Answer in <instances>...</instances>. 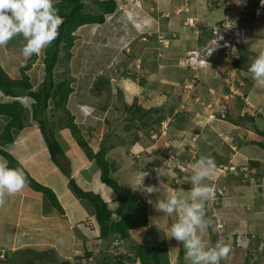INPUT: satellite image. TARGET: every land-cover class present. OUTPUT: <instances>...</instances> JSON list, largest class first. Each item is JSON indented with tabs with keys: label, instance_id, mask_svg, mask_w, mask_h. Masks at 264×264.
<instances>
[{
	"label": "rangeland",
	"instance_id": "1",
	"mask_svg": "<svg viewBox=\"0 0 264 264\" xmlns=\"http://www.w3.org/2000/svg\"><path fill=\"white\" fill-rule=\"evenodd\" d=\"M169 1L139 0L137 7L135 4L133 6L132 3L127 5V2L123 1L126 4V11L117 12L115 15H119L118 17H113L114 14L109 15L107 24H85L79 27L74 32L75 44L70 49V54L67 55L62 52L61 60L54 69V77L59 79L68 77L72 82L74 92L70 94L66 108L75 115L74 121L77 123L83 138L95 149L101 143L108 146L106 156L109 160L111 175L119 180L126 191L136 193L140 202H145L147 206L149 224L140 230L131 231L130 239L123 241L118 247L115 244L117 242H113L114 244L107 246L108 249H111L114 255L130 251V255L133 256L134 252L129 246L130 243L140 242L146 246H161L163 240L168 238L170 241L167 242L168 246L166 248L171 259L169 264H193V258L186 255L188 250L185 247V242L178 241L171 236L170 229L184 218L187 208L196 204L202 205L205 197L193 198L192 193L196 187L210 186L214 189L215 187L218 188V185L214 183L215 178L211 177L212 174L203 179H195L203 169L194 166L192 162L198 160V158L192 159L190 155L195 152L192 148L195 143V133L193 131L201 129L209 119L204 112L205 109L216 108L218 103L221 102L216 100L222 96L220 92L222 84L218 83L215 87L212 84L215 81L226 82L225 73L231 70L230 66L232 65L227 60L221 63L218 62V64L220 63L217 67L219 71L215 70L214 72L209 65L205 67V71H193L185 67L183 61L186 57V51L197 46L192 40L196 33L194 29L192 31L193 36L186 34L187 36L184 39L181 38V41L186 42L187 46L183 48L184 52L180 61L182 63L180 65L178 62V65L173 63V59L182 52L179 47V34L176 41L173 40L175 36L172 35L175 30L172 31L171 28H167L168 32H165L166 25H163L162 22L158 25L147 24L144 28L137 24L139 20L135 22L140 17L136 13V8L145 11L146 17L154 14V16L152 15L154 19L151 18L153 21L159 15L157 11L161 9H163L164 16L169 15V11H165L167 9L170 10V15L172 12V17L175 16L173 6L177 1ZM195 1L197 2L190 10L193 12L191 14L199 13L201 18L207 19L205 21L198 20V18L191 17V15L189 16L191 17L189 23L185 24L184 21H188L189 17L185 19L180 17V24L186 27L196 25L199 33L205 25L215 24L218 21L221 22L227 19L238 23L240 31L245 28L249 29V22L254 20L251 15L256 14L251 6L257 4L258 0ZM182 2L184 3V1ZM93 7L92 0H86V10ZM220 8L224 9L219 10L222 16L211 22L212 20L209 17H211V14H216ZM177 12L179 13L180 10H177ZM260 13L261 15L258 16L257 21H254L253 25L261 23V20H263L264 8ZM123 15L133 21L135 28L130 25L126 26L125 18H121ZM194 17L197 16L194 15ZM156 20L154 23H156ZM154 27L157 28L156 32H154ZM257 29H259V35L264 36L260 26ZM159 34H161L159 36L161 38L157 36ZM144 35H146L145 40L141 38ZM148 37H151V39ZM161 39L165 41L171 39L172 41L169 40L168 44H166L167 42H164V44L162 41V43L158 42ZM177 42L178 44H176ZM158 53H160V56ZM128 55L133 59L138 55L140 61L134 63L136 61L134 59L132 63H125L124 59L129 57ZM159 58L160 60H157ZM43 74L44 69L42 66L33 67L30 72L32 83L44 79L45 75L43 77ZM240 81L239 74L235 71L232 80L228 79L229 85L238 91V94L241 93L242 87L241 84H238ZM231 98L232 96L226 100L230 101ZM75 100L87 102V105H83L86 112L93 106L94 111L91 114L93 118L80 114L74 108ZM133 102L149 111L144 118L146 121L149 119L144 127H139L141 120L137 117L138 113L126 110V107ZM51 108H53L52 104L44 111L43 115L49 122L48 127L55 128L64 112ZM132 113L135 114L134 118ZM161 115L164 116L163 121L157 122V117ZM79 149L82 151L80 147ZM192 150L194 151L192 152ZM168 158L170 159L168 160ZM218 164L216 163L215 169ZM168 165L171 167L169 168ZM176 165L183 166L186 171L180 173L176 169ZM93 169L99 171L94 164H92V171ZM143 172H147L148 175L143 177ZM189 177L191 178L189 179ZM239 177L242 178V176ZM149 186L155 189L151 193L146 192V188ZM185 186L188 188H185ZM94 187H96L94 183H90L89 188L93 190ZM96 191L102 192V189H96ZM109 193L104 194L103 197L107 200L108 205L113 208L115 205L111 198L113 194L111 190H109ZM172 197L177 199L178 205L171 214L159 209L160 203H167ZM199 214L201 225L196 227V238H198V234H202V225L207 224L204 222L210 223L208 218L204 217L207 214L206 212L203 213L200 209ZM85 224L90 226V220H85ZM96 226L94 225V227ZM96 229H98V226ZM90 230L92 233L93 228H90ZM88 240L92 243L94 239L89 238ZM47 243L45 241L38 242L31 238L26 240L24 246H18L17 244L10 249H0V254L13 253L24 248H32L38 251L53 249L58 258L57 249L50 247V243ZM240 244L241 241L238 242V245ZM113 245L114 247H112ZM100 248L99 243L95 247L89 248L91 250L82 249L81 257L82 254L85 255L86 252H90L92 259L81 261L80 257L78 261L79 257L76 256L78 258L75 257V260L73 256L69 260L70 264H102ZM179 248L182 249L181 258L179 257ZM251 251L250 258L255 253ZM250 258L248 260L247 257L249 263ZM0 259H4L3 255H0ZM122 264L140 263L135 260L124 261Z\"/></svg>",
	"mask_w": 264,
	"mask_h": 264
},
{
	"label": "crops",
	"instance_id": "2",
	"mask_svg": "<svg viewBox=\"0 0 264 264\" xmlns=\"http://www.w3.org/2000/svg\"><path fill=\"white\" fill-rule=\"evenodd\" d=\"M56 1L58 0H53V3ZM164 1L167 2V0ZM173 1H177L173 6V14L175 16L172 17V12L170 15V10L168 9L165 11H169V15L164 16L163 9H161L157 11L159 15L155 17V20H157L154 23L155 20L151 19L154 14L152 16L149 13L151 16L146 17L145 11L136 8V13L140 17L135 22L139 20L137 24L141 28H144L147 24L158 25L162 22L163 25H166L165 32L167 28H171L172 31L175 30V33L172 32V34H175L173 40L177 41L179 34V47L182 52L173 59V63L178 65V62L180 65L184 52L183 48L187 47L186 42L181 40L187 36L186 34L192 35L194 29L196 33L194 36L192 35V40H194L196 45H199L197 42L198 38L205 39L207 37V35L204 37L203 33L208 32L209 27L213 24L211 22L222 16L219 10L224 9L220 8L216 14H211V17H209L212 20L211 24L205 25L202 31L198 33L199 30L196 25L186 27L180 24L181 18L185 19L192 15L191 13L193 12L190 10H192L197 1ZM177 10H180V12L178 13ZM117 12L120 13L116 11L113 13L114 15H111L118 17L119 15H115ZM235 13L237 12L235 11ZM194 15L197 17H194ZM259 15H261L260 12L253 13L251 17L254 20L249 22V29L245 28L241 31L244 37L247 38L242 56L243 61H245L243 64L245 63L244 65L247 66L245 70L241 69L238 72L242 85L241 93L237 94L238 91H236V94H233L234 96L230 99L231 104L226 109L227 116L225 119H208L206 124L195 133V143L192 145L195 152L190 155L192 159L198 158V160L192 162L198 169L208 167L206 158L210 157L215 161V165L220 162L235 165L248 163L254 169L256 175L254 176V182L243 177L240 178V175L231 172H228V175L213 178L214 183L218 185V188L215 187L214 189L215 197L209 194L206 203L202 204L203 213H207L204 217L206 216L210 221V223L204 222L207 224L202 225V234H198L203 250L206 252L217 250L221 245H228L231 248L228 257L220 260L219 264H244L247 261V257L249 260L251 250V252L255 253L250 258V263L247 261L248 264H264V146L259 144L261 142L264 145V136L257 133L258 129H264V88L256 84L248 71L252 61L257 58L260 52L264 51V36L259 35V29H257L260 26L262 33H264V17L261 23L253 25ZM191 17L203 21L207 19L201 18L199 13H194ZM121 18H125L126 26L130 25L132 28L135 26L133 21L127 19L124 15ZM104 24H107V19L104 23L96 25ZM154 30L156 32L157 28L154 27ZM148 35L150 34L148 33ZM160 35L157 36L159 37ZM145 37L146 35L141 38L145 40ZM148 38L151 39V37ZM169 40L172 41L168 39L167 44ZM26 42V39L21 34L14 36L5 46H0V64L11 78L21 77V66L25 62L22 49ZM42 53L43 50L27 71L30 81V72L33 67L40 65L44 69L41 59ZM160 53H158L159 56ZM128 56L124 59L125 63H132L134 59L136 60L134 63L140 61L138 55L134 59L130 58V55ZM157 60H160V58ZM200 70L205 71L206 68ZM204 71L202 72L204 73ZM44 75L45 70L43 77ZM42 80L43 78L36 83L31 81L32 89H36ZM212 85L216 86L215 84ZM13 101L19 102V105L14 107V109L16 117L20 113L18 118L21 121V126L11 128L12 141L3 145V149L17 159L38 183L50 187L55 192L64 209V213L59 214L55 208L45 203L43 194L32 189L28 184L15 195H9L5 191L3 194L4 205L0 207V249H10L17 244L18 246H24L23 244H26V240L32 238L38 242L45 241L48 242L47 244L50 243V247L57 249L60 260H70L73 256L74 258L78 256L79 259L77 260L79 261L82 249L91 250L89 248L99 244L100 239L98 238L97 226L94 227L97 224L89 213V209L69 188V177L74 178L84 190H91L89 188L90 183H94L96 187L92 191L97 192L96 189H102V192H98L102 196L110 194V189L101 183L99 171L95 169L92 171L93 162L79 149L69 129L55 125L56 127H51V129L65 153V156L59 158L61 165L67 166L66 171L69 177L65 175L51 159L45 135L33 118V98L26 94L20 96L5 95L0 90V103H11ZM83 105H87V102L81 100H75L74 102V108L83 116H87L81 110ZM91 107L93 108V106ZM245 115L250 117V119L245 118ZM91 117L93 118V116ZM11 121L17 124L18 120H13L11 115L0 114V132ZM193 121L195 122L196 120ZM93 149L96 150L95 148ZM4 161L6 160L0 155V162ZM99 184L101 185L99 186ZM85 220H90V226L85 224ZM217 223L222 224V227L217 228ZM90 228H93L92 233ZM142 228L144 227L134 228L131 231H137ZM231 236H233L232 240L230 239ZM238 237L241 241L240 245L237 244L236 238ZM89 238L94 239L92 243L88 240ZM168 241L170 240L165 238L161 246L167 247ZM179 257L181 258L180 255ZM91 259L92 254L89 257L82 254L81 261H90ZM169 261H171L170 258ZM200 264H204V262H200Z\"/></svg>",
	"mask_w": 264,
	"mask_h": 264
},
{
	"label": "trees",
	"instance_id": "3",
	"mask_svg": "<svg viewBox=\"0 0 264 264\" xmlns=\"http://www.w3.org/2000/svg\"><path fill=\"white\" fill-rule=\"evenodd\" d=\"M93 8L86 10V0H58L53 3V8L58 10V15L62 18L63 23L59 27V36L56 40L52 41L49 46L43 50L42 62L45 70V77L36 89H32V83L27 71L32 64L38 58V55H33L24 65L21 66V77L11 78L4 71L0 64V90L5 95L20 96L26 94L33 98L32 114L33 118L37 121L41 131L45 135L50 157L59 166V168L69 177L67 166L61 165L59 158L65 156L64 150L60 143L56 140L51 127H48L49 122L44 118V111L52 104L53 110H62L64 115L59 118L58 126H63L69 129L72 137L75 139L78 146L82 149L85 156L93 162L99 170V179L103 185L109 188L112 192V200L115 202L114 207L108 205L107 200L98 192L92 190H84L81 188L74 178L69 177V188L72 192L83 201L85 206L89 209V213L95 219L98 226V238L100 239V254L102 264H122L124 261L137 260L140 264H169L168 250L164 246H146L139 243H130V248L133 250V256L131 252L113 254L111 249L107 246L114 244L119 246L125 240L130 239L131 230L134 228L145 227L149 224L148 210L145 202L141 203L138 195L130 191H126L119 180L111 175L109 160L106 156L108 146L103 143L98 145L96 150L86 142L80 133V129L75 123V115L70 113L66 104L70 98V94L74 91L72 82L68 77L55 78L54 69L60 62L62 52L67 55L70 54V49L75 44L74 32L78 27L85 24H102L106 21L107 17L116 11H118L117 0H92ZM256 4L251 6L254 9ZM220 21H218L219 23ZM217 23V22H216ZM209 27L208 32H204V38H198L197 42L202 44L211 36ZM236 30H238L236 28ZM238 56L234 57L230 61L234 67V71L238 73L241 69L245 70L247 65L243 62L244 45H239ZM226 60L217 58L209 64L211 70L214 72L218 70V65ZM218 62H220L218 64ZM216 77V76H215ZM222 84L220 92L227 94L230 92L229 83L217 82L214 84ZM16 103V104H15ZM18 101L11 103H0V114L11 115L12 119H17V124L14 121L9 122L0 132V155L6 160L9 168H22L27 177V184L34 190L39 191L45 198V203L55 208L59 214L64 213V209L61 206L55 192L48 186L38 183L33 177L29 175L27 170L22 164L15 159L9 152L3 149V145L12 141L10 130L12 127H20L21 121L15 116L14 107L18 106ZM126 110L138 113L137 117L140 119V125L146 126L145 120L148 110L143 109L137 105L136 102L128 105ZM91 117L92 115H88ZM227 116V111L222 119ZM132 117L135 114L132 113ZM245 118L250 119L245 115ZM164 116L157 117V122L163 121ZM199 130L195 129L193 133H197ZM257 133L264 136V129L257 130ZM261 146H264L259 142ZM111 147V146H109ZM183 155V154H180ZM223 163V162H222ZM250 166V165H249ZM181 173V171L179 170ZM241 176V175H240ZM254 176L255 173H254ZM187 186V185H186ZM185 188H188L186 187ZM208 198V197H207ZM207 198L202 201V204L206 203ZM114 247V245L112 246ZM116 247V248H117ZM113 254V255H112ZM4 259H0V264H70L69 260H60L56 257L54 250L38 251L32 248H24L13 253H2ZM90 252H86L85 256L89 257ZM179 255L182 256V249L179 251ZM112 261V262H111ZM101 264V263H99ZM244 264H248L245 261Z\"/></svg>",
	"mask_w": 264,
	"mask_h": 264
},
{
	"label": "clouds",
	"instance_id": "4",
	"mask_svg": "<svg viewBox=\"0 0 264 264\" xmlns=\"http://www.w3.org/2000/svg\"><path fill=\"white\" fill-rule=\"evenodd\" d=\"M259 1L254 8L256 13L264 8V0H261L263 6L259 11H256ZM62 23L63 20L58 15V10L53 8V0H0V46H5L14 36L22 34L27 41L22 49L25 61L34 54L39 55L52 41L58 38L59 27ZM248 71L256 84L264 88V51L260 52ZM81 110L85 114L83 106H81ZM93 111L91 108L85 115H91ZM206 159L208 167L201 170L195 179L206 178L215 169V161L210 157ZM142 175L144 177L148 173L143 172ZM26 184L27 177L22 168H9L6 161L0 162V207L4 205L3 194L5 191L9 195H15L22 191ZM154 190L152 186L146 188L148 193ZM209 194H214L213 187H196L192 193L193 198L198 196L207 198ZM177 205V199L172 197L167 203H160L158 207L171 214ZM201 208L200 204L187 208L184 218L171 227L170 233L178 241L185 242V247L188 250L186 255L193 258V264H200V262L219 264L220 260L228 257L231 248L228 245H221L217 250L207 252L203 250L200 240L195 236L196 227L201 225L199 214ZM232 238L233 236L230 237L231 240Z\"/></svg>",
	"mask_w": 264,
	"mask_h": 264
},
{
	"label": "built area",
	"instance_id": "5",
	"mask_svg": "<svg viewBox=\"0 0 264 264\" xmlns=\"http://www.w3.org/2000/svg\"><path fill=\"white\" fill-rule=\"evenodd\" d=\"M123 1L127 2V5H130V3H132V5L135 4L136 6L139 5V0H118V9H117L118 11H122V12L126 11V7H125L126 4L123 3ZM262 6L263 5L261 4V0H260L258 2V7L256 8V11H259ZM189 20L190 18L188 19V21H184V23L188 24ZM210 27H211L210 28L211 36L208 37L207 40L203 42L202 44H199L189 49L188 51H186V57L184 58V61H183L185 64V67L193 71L203 69L205 67H208V65L211 64L212 61L216 60L217 58H221L223 60H227L230 62L232 61L234 57L238 56V52H239L238 46L245 45L247 41V38L244 37V34L239 30V24L233 21H230L229 19L221 21L219 23H215L211 25ZM236 28L238 30H236ZM172 35L175 36V34H172ZM161 41L163 43L167 42L162 39L160 40V42ZM230 69H231L230 71H227L225 73L226 74L225 81L227 83H228L229 78L231 80L233 78L234 68L230 66ZM238 84H241V81L240 83L238 82ZM229 88H230L229 93L227 94L221 93L222 96L217 98L216 101L217 102L221 101V102L218 103L216 108L211 107V108L205 109L206 111L204 112L207 114V117L209 119L224 118L227 106L231 104V101L229 100L227 101L226 99L231 96L233 97L234 96L233 94H236V90L232 86L229 85ZM169 159L170 158H168V160ZM168 167L170 168L171 166L168 165ZM176 169L180 171H184V172L186 171V168L180 165H176ZM171 170H174V169H171ZM228 172L241 175L244 179L249 180L251 182L255 181L254 169L251 168L248 163L239 164V165L219 163L216 166L215 171H212L211 177L219 178L220 176H223ZM210 195L212 197H215V194H210ZM217 227L221 228L222 224L217 223ZM239 241H240V238L238 237L237 244Z\"/></svg>",
	"mask_w": 264,
	"mask_h": 264
}]
</instances>
